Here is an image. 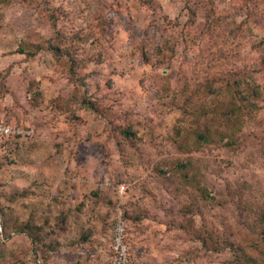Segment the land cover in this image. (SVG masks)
Wrapping results in <instances>:
<instances>
[{
	"label": "rangeland",
	"instance_id": "1",
	"mask_svg": "<svg viewBox=\"0 0 264 264\" xmlns=\"http://www.w3.org/2000/svg\"><path fill=\"white\" fill-rule=\"evenodd\" d=\"M31 43L41 50L19 53ZM51 45L70 48L76 74ZM234 81V132L212 122L199 142L206 120L195 110L233 98ZM109 120L138 139L123 141ZM0 121L30 131L0 141V264H112L117 219L131 264H243L173 221L230 239L258 228L244 210L264 207V0L0 4ZM183 204L195 206L186 217ZM27 220L47 235L42 243L16 230Z\"/></svg>",
	"mask_w": 264,
	"mask_h": 264
},
{
	"label": "trees",
	"instance_id": "2",
	"mask_svg": "<svg viewBox=\"0 0 264 264\" xmlns=\"http://www.w3.org/2000/svg\"><path fill=\"white\" fill-rule=\"evenodd\" d=\"M15 0H0V4L10 5L14 3ZM34 46V53L38 50H41V45H34L31 43L30 48L28 45L26 47L19 48V53L24 54L25 52H28L26 49H31V47ZM51 47L54 49V54L56 55L57 59H66L67 62H69L70 71L72 73L76 74L75 71V60L73 59V52H71L70 48L65 46L62 48H59L57 46L51 45ZM33 53V54H34ZM74 63V66L72 64ZM242 84L240 81H234L232 88H236V95L233 98H222V99H216L215 102L210 101L209 104H203L201 106L200 111H196L197 115L200 117L205 118L206 122L202 123L201 127L198 129L196 136L199 140V142L207 143L210 140V136L212 133L215 132V127L212 126V122L218 123V125L223 124L225 132L228 129V134H232L234 131L230 127V119L232 117H235L238 115V112L241 107V98H238L240 94H238L239 89L241 88ZM211 94V93H210ZM213 95H210L212 97ZM66 101H69L68 99ZM185 101L182 103L184 104ZM80 104L85 107L87 110L91 111L95 115L108 117V114L105 110H102L99 105L95 101H91L89 98L86 99L83 97L80 101ZM65 106V105H64ZM67 108V106H65ZM182 115L181 118L184 120V117L187 115V108L186 103L185 106L182 107ZM194 115V114H193ZM196 119V118H195ZM1 122V121H0ZM4 125H8L5 122H1ZM231 123V122H230ZM113 126V131L117 133V135L126 142H133L138 139L136 136V133L133 131L132 126L130 124L123 125L121 124H115L111 120H109V123ZM10 126V125H9ZM12 127H18V126H12ZM213 128V131L211 130ZM176 135L179 137L181 135L178 134V129L175 131ZM183 133V132H182ZM224 135V133L222 134ZM21 137L26 136H17L12 137L11 139H20ZM11 139L4 140V142L9 141ZM187 149V148H185ZM183 166H177L176 170L179 172L180 169H182ZM186 181L183 182L184 185H190L191 182L197 184V189L200 198L204 200L205 202H209L211 200L208 196L207 188L203 185H200L198 181H196L195 176H185ZM18 197H24V191L21 193H15ZM246 209L244 211H247L249 218L250 215L255 214V219L253 220L254 223H256L257 230L251 231L250 227H247L246 230L248 232H251V237H244L240 236V231L232 233L233 237L230 239V237L219 234L218 232H214L210 230L207 227L195 229L191 228V224L185 220L181 221L180 223L176 220L173 221V227L177 230H182L185 233H189V230H191L193 233V240L202 244L203 248L207 249L210 252L213 253H219L222 251H228L230 255H232L235 260L241 261L243 264H264V207L259 210L255 211L250 204H246ZM194 205L192 204H183L181 209V213L183 214V217H186L188 214L192 213L194 211ZM1 216L3 217V230L5 232L4 236L7 237L6 229L8 228V225L6 221L4 220V215L1 213ZM32 220H27L23 222L22 224H18L17 231L26 234L30 237V239L34 243H42L43 240L47 237V235H42L41 233V227L38 225L33 224ZM125 231L127 232V226L125 224ZM249 232V233H250ZM253 234V235H252ZM228 238V239H227ZM126 242V241H125ZM111 252V247H110ZM112 257V252H111Z\"/></svg>",
	"mask_w": 264,
	"mask_h": 264
},
{
	"label": "built area",
	"instance_id": "3",
	"mask_svg": "<svg viewBox=\"0 0 264 264\" xmlns=\"http://www.w3.org/2000/svg\"><path fill=\"white\" fill-rule=\"evenodd\" d=\"M30 131H25L20 127L4 125L0 122V141L11 139L17 136H28ZM125 222L117 219L112 228L111 252L112 264H131L129 248L125 242Z\"/></svg>",
	"mask_w": 264,
	"mask_h": 264
}]
</instances>
